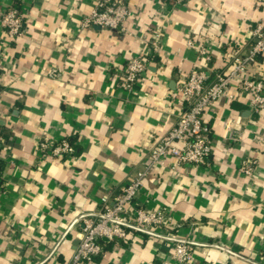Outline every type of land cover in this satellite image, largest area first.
Masks as SVG:
<instances>
[{
    "label": "crops",
    "instance_id": "0c3cea01",
    "mask_svg": "<svg viewBox=\"0 0 264 264\" xmlns=\"http://www.w3.org/2000/svg\"><path fill=\"white\" fill-rule=\"evenodd\" d=\"M18 2L25 31L12 39L1 24ZM96 0H0V264H67L80 240L83 214L95 212L142 168L156 139L188 106L180 84L197 65L231 67L264 22V0H128L127 32L82 19ZM162 28L153 54L144 35ZM204 43L200 60L188 40ZM148 67L128 91L121 80L134 55ZM60 68L62 76L49 71ZM264 79V55L248 74ZM203 119L211 128L210 164L167 158L136 198L167 213L164 232L189 242L193 264H264V110L234 82ZM232 130L240 140L230 141ZM74 138L76 152L44 157L40 143ZM254 161L252 175L241 171ZM91 264H178L175 241L132 231L102 239Z\"/></svg>",
    "mask_w": 264,
    "mask_h": 264
},
{
    "label": "built area",
    "instance_id": "2783aa9c",
    "mask_svg": "<svg viewBox=\"0 0 264 264\" xmlns=\"http://www.w3.org/2000/svg\"><path fill=\"white\" fill-rule=\"evenodd\" d=\"M172 4H184L187 0H161ZM132 11L128 0H96L90 13L82 19V28L100 26L127 32L126 22ZM1 24L14 39L25 31L23 11L19 3L13 2L2 16ZM162 28L157 27L150 36L144 35L152 47L153 54L160 48ZM253 42L244 55H236L227 70H220L210 76L209 70L202 65L195 66L180 84V93L188 100V106L171 128L156 139L146 160L126 183L115 193L111 201L105 197L99 208L90 214L78 218L82 225L79 244L67 264H91L102 251L101 239L115 240L126 236L131 231L153 232L175 241L173 258L178 264H193L195 254L188 241L180 239L171 230L164 232L167 213L162 210H146L135 203L146 178L158 166H164L166 159L174 158L177 164H210L212 142L211 128L205 123L204 112L219 98L234 99L232 85L236 82L240 90L250 94V108L254 112L264 110V79H257L248 74L251 65L264 55V22L258 23L252 32ZM188 45L197 49L200 60L208 61L207 46L188 40ZM149 60L142 54L132 56L121 73V80L126 90L131 91L148 67ZM1 69V68H0ZM52 78H60L62 70L52 68ZM240 132L232 130L228 134L230 141L240 140ZM4 142L0 132V145ZM39 151L44 157H64L75 152V147L67 138L57 142L44 140ZM254 161L243 160L241 171L252 175Z\"/></svg>",
    "mask_w": 264,
    "mask_h": 264
},
{
    "label": "trees",
    "instance_id": "16d2710c",
    "mask_svg": "<svg viewBox=\"0 0 264 264\" xmlns=\"http://www.w3.org/2000/svg\"><path fill=\"white\" fill-rule=\"evenodd\" d=\"M261 57H262V56H259V57H258V60H260ZM3 137H4V135H3ZM67 140H69L70 143L74 145V147H75V152H76V145L74 144V142H75V141H74V138H67ZM4 141H5V137H4ZM75 152H74V153H75ZM1 164H2V163H1V161H0V167H1ZM128 232H132L131 229H128ZM100 242H102V239L100 240Z\"/></svg>",
    "mask_w": 264,
    "mask_h": 264
},
{
    "label": "water",
    "instance_id": "95a60500",
    "mask_svg": "<svg viewBox=\"0 0 264 264\" xmlns=\"http://www.w3.org/2000/svg\"><path fill=\"white\" fill-rule=\"evenodd\" d=\"M79 242V240H77Z\"/></svg>",
    "mask_w": 264,
    "mask_h": 264
}]
</instances>
